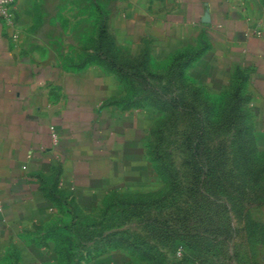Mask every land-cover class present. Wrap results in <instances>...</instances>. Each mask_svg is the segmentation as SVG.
Listing matches in <instances>:
<instances>
[{
	"label": "crops",
	"instance_id": "0c3cea01",
	"mask_svg": "<svg viewBox=\"0 0 264 264\" xmlns=\"http://www.w3.org/2000/svg\"><path fill=\"white\" fill-rule=\"evenodd\" d=\"M259 4L14 1L0 16V264H118L117 206L149 163V110L122 99L120 64L258 72Z\"/></svg>",
	"mask_w": 264,
	"mask_h": 264
},
{
	"label": "rangeland",
	"instance_id": "374dc122",
	"mask_svg": "<svg viewBox=\"0 0 264 264\" xmlns=\"http://www.w3.org/2000/svg\"><path fill=\"white\" fill-rule=\"evenodd\" d=\"M259 5L246 35L264 40ZM180 63L165 61V75L156 63L120 64L122 99L149 110V163L134 168L132 195L117 206L115 260L264 264V61L221 77L189 76Z\"/></svg>",
	"mask_w": 264,
	"mask_h": 264
},
{
	"label": "built area",
	"instance_id": "2783aa9c",
	"mask_svg": "<svg viewBox=\"0 0 264 264\" xmlns=\"http://www.w3.org/2000/svg\"><path fill=\"white\" fill-rule=\"evenodd\" d=\"M15 0H0V16L8 18L10 15V7Z\"/></svg>",
	"mask_w": 264,
	"mask_h": 264
}]
</instances>
